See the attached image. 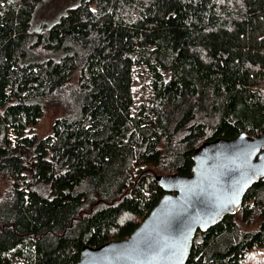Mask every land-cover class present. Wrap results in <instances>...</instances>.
<instances>
[{
	"label": "trees",
	"instance_id": "trees-1",
	"mask_svg": "<svg viewBox=\"0 0 264 264\" xmlns=\"http://www.w3.org/2000/svg\"><path fill=\"white\" fill-rule=\"evenodd\" d=\"M39 1L0 0V264H75L199 144L264 131V0H78L35 29ZM185 264H264V178Z\"/></svg>",
	"mask_w": 264,
	"mask_h": 264
},
{
	"label": "water",
	"instance_id": "water-1",
	"mask_svg": "<svg viewBox=\"0 0 264 264\" xmlns=\"http://www.w3.org/2000/svg\"><path fill=\"white\" fill-rule=\"evenodd\" d=\"M262 178L264 131L203 142L191 174L157 178L163 194L127 237L83 246L75 264H185L195 233L237 213Z\"/></svg>",
	"mask_w": 264,
	"mask_h": 264
},
{
	"label": "rangeland",
	"instance_id": "rangeland-1",
	"mask_svg": "<svg viewBox=\"0 0 264 264\" xmlns=\"http://www.w3.org/2000/svg\"><path fill=\"white\" fill-rule=\"evenodd\" d=\"M77 1L78 0L39 1L33 10L30 25L35 29L50 25L63 12L64 8L73 6ZM58 113L59 110L56 107L48 106L38 123L32 127L31 132H34L38 135H43L48 132L53 118Z\"/></svg>",
	"mask_w": 264,
	"mask_h": 264
}]
</instances>
